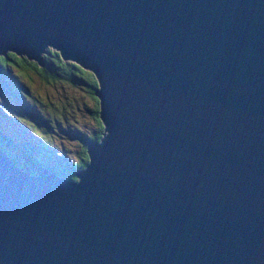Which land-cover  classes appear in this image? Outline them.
Masks as SVG:
<instances>
[{
    "label": "water",
    "instance_id": "95a60500",
    "mask_svg": "<svg viewBox=\"0 0 264 264\" xmlns=\"http://www.w3.org/2000/svg\"><path fill=\"white\" fill-rule=\"evenodd\" d=\"M89 69L75 179L0 150V264H264V0H0V53Z\"/></svg>",
    "mask_w": 264,
    "mask_h": 264
},
{
    "label": "trees",
    "instance_id": "16d2710c",
    "mask_svg": "<svg viewBox=\"0 0 264 264\" xmlns=\"http://www.w3.org/2000/svg\"><path fill=\"white\" fill-rule=\"evenodd\" d=\"M41 56L42 61L38 64L31 58H24L23 54H12L11 50L0 53V92H9L11 101H7L1 93L0 98L13 110V113H9L6 106L0 102V150L17 166L28 172L37 170L38 164L58 175L75 179L73 169L84 167L87 161L86 140L100 137L101 121L97 113V99L93 95L94 86L90 70L81 69V65L76 61L63 59L56 49L47 47ZM6 70L13 76L10 84ZM32 74L46 83L69 87L79 84L93 100L89 108L93 126L88 132L74 133L78 142L73 156L60 155L55 149H49L53 145L48 142V137L51 136L48 127L52 126L54 116L50 117L49 104L34 93L21 77L22 75L28 80H33ZM15 99L20 106L18 110ZM22 110L34 115L32 123L25 121ZM21 149L24 150L22 155Z\"/></svg>",
    "mask_w": 264,
    "mask_h": 264
},
{
    "label": "rangeland",
    "instance_id": "374dc122",
    "mask_svg": "<svg viewBox=\"0 0 264 264\" xmlns=\"http://www.w3.org/2000/svg\"><path fill=\"white\" fill-rule=\"evenodd\" d=\"M34 60V59H33ZM14 69H11L13 71ZM6 74L9 77L11 83L12 73L6 70ZM33 80H28L22 76V79L32 88V91L36 93L42 100L46 101L50 106V117L53 115V124L48 127L51 132V136L48 137V142L52 151L55 149L60 155L73 156V152L76 150L78 138L74 135L76 132H88L93 126L91 116L89 114V108L93 104V100L89 97L88 93L76 84L74 86L56 85V83H46L32 74ZM8 84V85H9ZM56 85V86H55ZM7 101H11L9 92H0ZM0 102L6 106L5 102L0 98ZM10 103V102H9ZM16 110L20 109L18 101L15 99ZM9 113H13V110L6 106ZM23 118L25 121L32 123L34 115H30L28 112L22 110ZM9 115V114H8ZM13 148H15L13 146ZM24 150L21 149V155ZM30 173H37V170L30 171Z\"/></svg>",
    "mask_w": 264,
    "mask_h": 264
}]
</instances>
